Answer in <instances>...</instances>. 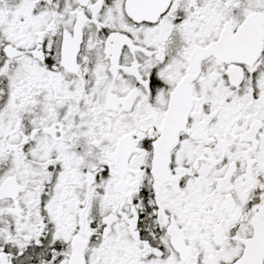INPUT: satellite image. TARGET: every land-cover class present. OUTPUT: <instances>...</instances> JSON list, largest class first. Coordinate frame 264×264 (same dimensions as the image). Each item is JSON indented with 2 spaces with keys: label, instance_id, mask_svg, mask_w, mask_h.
<instances>
[{
  "label": "snow or ice",
  "instance_id": "snow-or-ice-1",
  "mask_svg": "<svg viewBox=\"0 0 264 264\" xmlns=\"http://www.w3.org/2000/svg\"><path fill=\"white\" fill-rule=\"evenodd\" d=\"M0 264H264V0H0Z\"/></svg>",
  "mask_w": 264,
  "mask_h": 264
}]
</instances>
